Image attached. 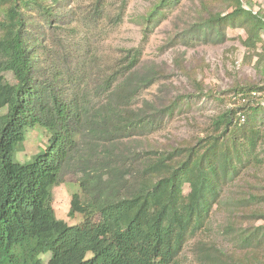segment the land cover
<instances>
[{
  "label": "trees",
  "instance_id": "1",
  "mask_svg": "<svg viewBox=\"0 0 264 264\" xmlns=\"http://www.w3.org/2000/svg\"><path fill=\"white\" fill-rule=\"evenodd\" d=\"M62 1L0 0V264H179L185 243L207 231L206 222L222 208L221 241L205 236L192 244L197 264H264V225L255 224L264 220L256 172L264 166V105L225 108L202 135L175 143L137 139L189 106L194 95H214L192 77L196 94L136 104L160 72L142 67L141 46L92 72L87 52L62 61L52 26ZM101 1L95 0V15ZM178 2L156 0L138 17L143 42ZM244 2L198 0L195 21L181 39L223 43L226 28L239 27L246 35L241 43L258 63L264 11ZM263 88L264 78L228 91ZM35 125L44 128V147L16 159ZM69 172L79 174L68 216L78 213L82 220L73 225L52 206V188Z\"/></svg>",
  "mask_w": 264,
  "mask_h": 264
},
{
  "label": "rangeland",
  "instance_id": "2",
  "mask_svg": "<svg viewBox=\"0 0 264 264\" xmlns=\"http://www.w3.org/2000/svg\"><path fill=\"white\" fill-rule=\"evenodd\" d=\"M122 0H102L99 6V15H95V0H63L56 9L59 20H54L53 30L58 40V50L63 54L62 61L72 63L79 56L87 52V71L111 68L112 63L122 58L124 51L142 47V67L155 65L160 68L156 80L143 88L137 96V103L145 99H154L159 105L167 99L188 94H196L191 78L196 77L203 83L211 97L194 95L192 102L180 112L171 117H164L160 125L151 132L141 135L139 140L147 139L155 144L175 143L192 136L202 135L207 129L210 118L225 108L236 107L238 103L231 99L232 91L236 86L249 83L262 84L264 78V58L257 63L256 56H250L249 51L241 43L246 37L239 27L226 28V40L223 43L189 41L184 42L182 34L195 21L194 8L198 0H179L167 13L162 21L153 29L146 41H142L141 24L137 22L140 15L150 8L156 0H126L121 9ZM245 6L254 11H264V0H244ZM39 19L35 11L30 12ZM117 15H120L118 19ZM43 21V17H40ZM40 21V22H41ZM34 28H30V31ZM45 33L49 29L43 27ZM39 30L32 31L36 34ZM264 38V33H263ZM37 42V41H36ZM182 60V67L178 66ZM190 73V76L186 74ZM5 78L13 83L11 73L6 72ZM94 76H91L92 83ZM264 105V104H261ZM249 111V110H248ZM4 109H0V113ZM261 112H259L260 114ZM29 136L24 142V150L16 154V159L25 160L30 155L41 150L45 144L42 134L44 128L40 125L29 127ZM144 137V138H143ZM259 185L264 189V166L256 171ZM252 174V172H250ZM246 175V179L253 178ZM79 174L69 172L64 181L52 188L55 214L68 224H77L82 215L76 213L68 216L71 196L78 191ZM240 186V182L235 183ZM188 186H183V192ZM224 209L215 210L208 223V230L190 238L184 245L179 264H197L192 253V244L205 236L221 241L218 228L226 217ZM256 225L263 224L264 220H257ZM203 231V230H202ZM263 256L264 251L260 250Z\"/></svg>",
  "mask_w": 264,
  "mask_h": 264
},
{
  "label": "built area",
  "instance_id": "3",
  "mask_svg": "<svg viewBox=\"0 0 264 264\" xmlns=\"http://www.w3.org/2000/svg\"><path fill=\"white\" fill-rule=\"evenodd\" d=\"M231 99L235 100L238 105L254 106L264 104V88L263 89H252L246 94L232 93ZM239 121L243 122L245 119L244 114L241 110L238 111Z\"/></svg>",
  "mask_w": 264,
  "mask_h": 264
}]
</instances>
